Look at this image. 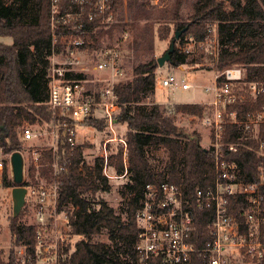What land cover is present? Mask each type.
<instances>
[{
  "label": "trees",
  "instance_id": "16d2710c",
  "mask_svg": "<svg viewBox=\"0 0 264 264\" xmlns=\"http://www.w3.org/2000/svg\"><path fill=\"white\" fill-rule=\"evenodd\" d=\"M123 0H110L109 8L115 13ZM186 0H175L171 11L175 32L182 31L181 41L191 36L200 41L205 26L217 25L218 52L215 68L222 71L228 67H239L245 79L259 82L264 88V0H193L192 15L186 23L181 21L180 9ZM68 1H61L63 10ZM97 26L88 23L87 28ZM58 34L66 29L58 28ZM99 47L95 35L85 36ZM10 43H6V40ZM174 39L171 38V41ZM51 49L50 0H0V150L3 155L20 153L17 128L23 122L49 128L54 125L59 138L54 153L47 149L39 153L36 164L28 169L30 178L37 170L39 177L59 185L56 207L61 211L70 206L74 210L68 217L71 234L78 237L73 245L69 262L72 264H122V258L132 253L138 230L135 212L140 205L144 186L149 183L167 181L182 186L187 197L192 199L196 187L210 185L213 180V155L211 149L201 145L198 132L186 131L175 125L177 115L201 118L204 106L200 104H177L173 115L155 102H151L156 85L157 59L137 64L132 69V78L114 87L118 102L122 105L116 118L123 127L128 152L129 175L124 188L126 198L125 221L103 201H91L89 195L107 192L108 179L102 174L103 160L98 158L93 168L85 167L81 147L70 148L62 138L65 128L63 120L53 117L48 106L46 71ZM202 64L201 57L190 58L177 48L171 54L170 65L195 66ZM149 100V102H147ZM132 105V109H128ZM264 105V93L257 96L253 106ZM248 108V107H246ZM68 127H90L102 131L104 121L88 119L82 125L66 119ZM50 129V128H49ZM240 130L235 126L225 127V142L235 141ZM264 140V133L261 135ZM257 143L246 141L235 153H222L221 160L235 163L247 182H257V168L262 159L255 154ZM149 149H163L167 162L161 171H156L147 155ZM122 145L118 143L117 153L107 158L108 167L113 166L115 176L123 173L121 159ZM21 154V153H20ZM64 164L65 171L54 175L52 164ZM2 186L14 188L27 186L25 182L16 185L5 178L6 162L3 163ZM37 166V168L35 167ZM264 195V190H263ZM230 212L238 216L239 222L245 202L242 197L230 199ZM236 205V206H235ZM196 224L193 255L196 264H203L199 249L209 239L207 225L212 213L194 210ZM21 217L9 219L11 249L5 261L0 264H18L15 248L28 246V253L34 244L36 228L22 224ZM102 233L108 235L109 244L93 242ZM261 242L264 246V223L261 227ZM258 264H264V257Z\"/></svg>",
  "mask_w": 264,
  "mask_h": 264
},
{
  "label": "built area",
  "instance_id": "2783aa9c",
  "mask_svg": "<svg viewBox=\"0 0 264 264\" xmlns=\"http://www.w3.org/2000/svg\"><path fill=\"white\" fill-rule=\"evenodd\" d=\"M61 1H68L65 10ZM110 0H50L51 49L46 71L48 106L53 117L64 119L65 128L62 138L70 148L77 146L78 126L65 125L69 119L82 125L88 119L104 121L112 137L104 143L102 174L108 180L128 177V152L124 135L117 133L116 118L122 105L114 92V87L123 81L125 72L121 61V49L118 42L94 47L93 41L85 36L88 32L96 34L98 30L108 28L115 22V13L109 8ZM97 22V26L87 28L88 23ZM58 28L66 29L58 34ZM212 39L215 52L218 51L217 25L211 23L205 30L199 44ZM177 83L169 75L161 79V87L169 88ZM182 90L189 86L182 82ZM210 95L198 120L207 133L213 157V180L210 185L196 187L192 199L187 197L182 186L161 181L144 186L140 205L135 212L138 230L133 245V258L127 255L122 264H196L193 255L196 224L194 210H207L212 217L207 225L209 239L199 249V258L203 264H258L264 257L261 242V227L264 223V105L253 106L257 96L264 93L259 82L245 79L239 67H228L213 75V83L204 88ZM129 110L132 105L127 106ZM248 107V108H246ZM167 114L172 112L166 110ZM235 126L240 135L235 141L225 142V127ZM54 134L56 127H50ZM24 141L33 140L37 135L28 126L20 130ZM57 137L59 133L57 131ZM246 141H255L254 150L262 159L257 168L258 181L247 182L240 178V170L235 163L221 160L222 153H235ZM119 142L123 145L121 176L110 173L107 164L105 145ZM56 145L51 149L56 152ZM4 165L0 161V179ZM53 174L65 171L64 164L55 161ZM59 185L55 186L54 197ZM28 192V191H27ZM35 194L34 190L30 191ZM39 204L36 205L35 241L28 253V246L15 248L18 264H72L69 262L73 248L66 234H56L49 238L48 222L45 219L47 205H44L47 192H37ZM242 197L245 205L238 214L230 212V199ZM236 206V205H235ZM66 225L69 227L68 220Z\"/></svg>",
  "mask_w": 264,
  "mask_h": 264
},
{
  "label": "rangeland",
  "instance_id": "374dc122",
  "mask_svg": "<svg viewBox=\"0 0 264 264\" xmlns=\"http://www.w3.org/2000/svg\"><path fill=\"white\" fill-rule=\"evenodd\" d=\"M192 2L193 0H186L180 9V18L184 23L192 15ZM174 3L175 0H123L115 12V22L108 28H101L94 34L100 47L114 42L119 43L122 66L125 72V78L122 82L132 78V69L135 65L145 63L150 59H157L169 49L171 38L175 35L174 21L171 17ZM210 24L205 26V30ZM194 41L197 42L193 37L185 36L181 41L179 39L175 41L174 48H177L181 53L187 54L189 59L201 57L202 64L172 67L166 63L163 67H158L156 70L155 99L152 97L150 101L155 102L156 100V102L164 104L160 106L165 110L171 109L170 115H173L174 104L203 103L201 105H206L210 95L205 93L204 88L211 85L213 83V75L220 72L215 68L217 55L213 56L212 54L215 52L212 39L203 44ZM169 75H172L177 83L172 87L162 88L161 79ZM182 82L186 83L189 89L182 90L180 88ZM195 118L187 115H177L175 125L189 132L195 130L200 135L201 145L209 147V137L200 122ZM24 126L30 127L32 132L37 135L33 140L24 141L22 139L20 130ZM49 128L47 125L39 127L26 122H23L17 128L23 161L22 182L26 183L27 186L25 188L28 191L18 216L21 217L20 221L22 224H36V205L39 204L37 192L42 189L46 190L48 195L44 203V205H47L45 219L47 218L50 221L47 226V234L50 239L56 234H66L69 237V242L73 245L79 238L71 234V229L66 225V221L74 209L66 206L61 211H58L56 207L58 193L54 197L56 183L47 182L44 178L39 177L37 170L33 178H30L28 172L30 165L32 163L36 164L39 153L49 149L51 145L57 146L58 129H54L55 133L52 134ZM116 129L120 136L124 135L123 127L117 125ZM76 132L77 146L82 149V161L85 167L91 169L95 160L104 155V143L112 135L106 127L102 131L90 127H77ZM118 143L109 142L105 145L107 157L117 153ZM122 153L123 145L121 155ZM147 155L155 170L161 171L167 162L166 152L163 149H149ZM0 161L2 163L6 162L5 178L7 181H12L10 156L3 155L0 150ZM35 167L37 168V166ZM112 169L113 166L110 168V173L113 175ZM3 178L4 175L2 173L0 179V260L5 261L11 249L8 224L9 219L14 214V202L10 194L11 188L2 186ZM108 181L110 189L107 192H96L92 196L89 195L88 198L95 202H105L114 210L116 215L121 217L122 221H125V197H129V194L124 186L128 182V178L114 177ZM32 190L36 193L31 194L30 191ZM93 242L109 244L108 235L102 233L95 237Z\"/></svg>",
  "mask_w": 264,
  "mask_h": 264
},
{
  "label": "water",
  "instance_id": "95a60500",
  "mask_svg": "<svg viewBox=\"0 0 264 264\" xmlns=\"http://www.w3.org/2000/svg\"><path fill=\"white\" fill-rule=\"evenodd\" d=\"M186 29V28H185ZM182 31H176L174 35V39L171 41L169 49L159 58H157V65L159 68L163 67L164 64L171 62V54L174 52L175 41L179 39V36ZM10 165L12 171V181L16 185H20L22 183V175H23V161L22 155L19 152L13 153L10 156ZM27 194V189L25 187L17 186L12 188L11 197L14 202L13 210L14 214L13 217L18 216L23 204L25 202V196Z\"/></svg>",
  "mask_w": 264,
  "mask_h": 264
},
{
  "label": "crops",
  "instance_id": "0c3cea01",
  "mask_svg": "<svg viewBox=\"0 0 264 264\" xmlns=\"http://www.w3.org/2000/svg\"><path fill=\"white\" fill-rule=\"evenodd\" d=\"M6 43H10V41L7 39V40H6ZM153 98H154V95H153ZM154 99H155V98H154ZM155 103L158 104V105H164V104H161V103H159V102H156V100H155ZM205 103H206V102H205ZM193 104H200V105H201V104H203V103H193ZM174 105H177V104H174ZM11 191H12V188L10 189V194H11ZM8 225H9V224H8Z\"/></svg>",
  "mask_w": 264,
  "mask_h": 264
}]
</instances>
